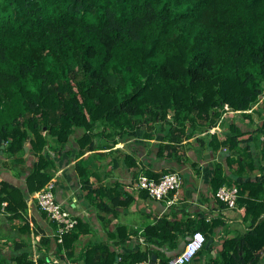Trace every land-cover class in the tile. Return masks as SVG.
I'll return each instance as SVG.
<instances>
[{
	"label": "trees",
	"instance_id": "16d2710c",
	"mask_svg": "<svg viewBox=\"0 0 264 264\" xmlns=\"http://www.w3.org/2000/svg\"><path fill=\"white\" fill-rule=\"evenodd\" d=\"M263 91L264 0H0V155L23 162L18 153L27 142L35 156L23 167L25 192L0 180V208L4 202L19 214L26 196L50 180L46 147H64L76 128L83 129L76 138L80 154L94 146V125L122 136L142 128L145 136L156 124L166 129L158 152L172 155L183 137L215 125L224 104L246 115L257 103L264 117ZM230 125L220 141L219 131L211 132L213 146L235 149L254 138L253 129ZM227 180L217 165L213 189ZM238 190L237 207L249 223L223 239L221 260L206 264H258L264 256L263 184L240 182ZM179 226L162 219L145 227L144 239L175 245L177 233L168 234ZM72 230L61 248L72 249ZM115 234L108 235L121 242ZM109 243H92L80 264L149 259L147 247L117 252ZM16 259L34 264L26 253Z\"/></svg>",
	"mask_w": 264,
	"mask_h": 264
},
{
	"label": "crops",
	"instance_id": "0c3cea01",
	"mask_svg": "<svg viewBox=\"0 0 264 264\" xmlns=\"http://www.w3.org/2000/svg\"><path fill=\"white\" fill-rule=\"evenodd\" d=\"M256 106L257 103L245 111L246 115L227 112L211 128L198 129L193 135L183 137L172 155H167V150L162 154L158 152V143L166 129H159L156 124L145 136L142 128H138L136 134L122 136L102 124L94 125L91 129L94 146L86 147L80 154H77L76 138L83 129L76 128L64 147L56 144L46 147V157L51 159L50 179L55 198L80 222L69 230L76 233L72 249L61 248L62 241H57L55 236L57 223L40 208L33 191L26 196L24 208L18 209L19 214L12 208L5 209L4 202L1 205L0 264H16V256L23 253L34 264H38L39 259L45 262L51 256L57 258L59 264H80L92 243L105 240L110 241V248L117 252L142 251L147 247L150 262L154 256L156 264L182 249L190 229L205 234V242L190 264H206L211 258L221 260L223 239L244 232L249 219L242 218L237 202L234 207H228L214 195L212 179L219 165L222 174L229 178L225 185L239 188L240 182L255 181L264 187V117L255 111ZM230 124L244 131L253 129L254 138L235 149L223 144L213 146L211 132L219 131L216 136L220 141L231 132ZM188 127L186 123L185 129ZM28 147L26 142L23 151L18 153L24 158L23 162L0 155V180L23 192L27 174L23 167L35 159ZM78 159L79 166L76 165ZM164 170L177 171L181 179L171 203L167 200L173 196V190L167 196L156 198L135 185L139 173ZM84 180L88 185H84ZM162 219L180 223V229L168 234L177 233L175 245L167 239L145 241V227ZM119 226L120 234L116 231ZM109 232L116 233L115 239L123 240L116 243ZM43 236L48 237L47 242L41 240ZM258 264H264V256Z\"/></svg>",
	"mask_w": 264,
	"mask_h": 264
},
{
	"label": "built area",
	"instance_id": "2783aa9c",
	"mask_svg": "<svg viewBox=\"0 0 264 264\" xmlns=\"http://www.w3.org/2000/svg\"><path fill=\"white\" fill-rule=\"evenodd\" d=\"M264 98V91L259 95L258 101ZM257 101V102H258ZM245 109L243 111H249ZM240 112L224 104L223 111L217 120H222L227 112ZM181 179L177 171H165L158 178L148 176L141 172L136 176L135 185L145 190L150 196L161 198L167 196L170 190H173V196L167 200L171 203L175 199V191L180 186ZM238 187L236 185H220L214 192V195L225 203L228 207H234ZM34 197L40 208L57 223L55 236L57 241H62L64 233L74 227L77 218L72 216L64 206L55 198L53 191V182L50 179L40 189L36 190ZM205 242V234L201 230H195L187 236L183 247L176 254L167 259V264H190L195 254L202 248ZM43 264H59L55 257H49ZM129 264H151L149 259H140L130 262Z\"/></svg>",
	"mask_w": 264,
	"mask_h": 264
},
{
	"label": "water",
	"instance_id": "95a60500",
	"mask_svg": "<svg viewBox=\"0 0 264 264\" xmlns=\"http://www.w3.org/2000/svg\"><path fill=\"white\" fill-rule=\"evenodd\" d=\"M209 241V240H208ZM117 259V258H116ZM151 264H154L153 260H154V256H151ZM113 264H116V260L113 262Z\"/></svg>",
	"mask_w": 264,
	"mask_h": 264
},
{
	"label": "rangeland",
	"instance_id": "374dc122",
	"mask_svg": "<svg viewBox=\"0 0 264 264\" xmlns=\"http://www.w3.org/2000/svg\"><path fill=\"white\" fill-rule=\"evenodd\" d=\"M242 115V114H241ZM0 160H1V158H0Z\"/></svg>",
	"mask_w": 264,
	"mask_h": 264
},
{
	"label": "bare ground",
	"instance_id": "6f19581e",
	"mask_svg": "<svg viewBox=\"0 0 264 264\" xmlns=\"http://www.w3.org/2000/svg\"><path fill=\"white\" fill-rule=\"evenodd\" d=\"M1 152V151H0Z\"/></svg>",
	"mask_w": 264,
	"mask_h": 264
}]
</instances>
